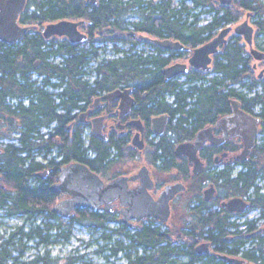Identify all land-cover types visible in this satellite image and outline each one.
I'll return each instance as SVG.
<instances>
[{"label": "flooded vegetation", "instance_id": "1", "mask_svg": "<svg viewBox=\"0 0 264 264\" xmlns=\"http://www.w3.org/2000/svg\"><path fill=\"white\" fill-rule=\"evenodd\" d=\"M6 1L7 0H0V5ZM106 1L108 0H82L77 7L72 6V9H70L67 14L60 15L57 13L56 18L46 22L44 25H41V22L38 20L26 18L27 14L33 10L31 8V0H22L20 2V12L15 24L23 29V34L13 41L0 38V47L2 45L4 49H17L21 47L27 39H35V37H37L40 40H45V43L41 47L46 51H44L43 55L31 60L25 59L24 54L19 53L17 54L19 67L0 68V156L7 151L15 153L21 156L26 162L24 165L25 168L31 167L33 162L40 163V166H36V169L32 168L30 170L27 181L32 185L40 184L41 181H43L44 185L48 187V190L54 194L55 204L74 196L71 192H52L50 189L53 184L65 181L66 179H70L73 181V184L76 185L83 183V186L77 189L79 194L83 196L82 200L88 199V197H84V193L94 190V194L98 199L96 209L91 207L75 208L72 210L71 216L75 215L77 211L86 209L103 212L115 218L114 221H107L106 223L108 225L110 222H117L119 224L118 227H121L122 224L126 226L123 232H120L122 235L129 233L130 231L128 230H131L130 228L134 231L135 228L140 227L141 221L130 218L129 224L124 223L122 221L123 213L121 209L123 205L121 203V197L109 200L111 206L107 208V203L104 200L107 201L108 198H105L102 194L100 195V193L106 192L109 182L116 179L118 176L134 175L139 172L143 165H146L153 179V187L149 189L150 198H158L161 191L169 184L181 182L184 185V189L177 192L173 198L169 200L170 215L167 222L170 221L173 216L175 218L177 217L176 219H180L184 216V212L188 220L192 219L194 214L198 213V252L195 249L197 244L194 246V250L198 254V260L193 264H264V171L259 168L250 170L244 163L249 160L250 154L255 149L256 144L252 148L248 158L245 161H240L237 158V154L244 146L241 134L238 133L227 136L219 143L207 139L197 151L198 156L204 161V165L199 173L193 172V164L189 162V158L186 154H179L177 152L179 143L186 141L194 142L198 131L204 127L210 126L216 137L225 135L224 129L219 126L218 121L232 114L233 109L231 101H229L228 111L222 113L213 122L198 128L191 137L180 139L177 133L169 128L171 119L175 121L178 113L175 116H172L168 110L154 113L151 109L152 101L150 100V91L144 86H137L134 83L125 85L121 83L118 75H115L114 80H112V78H107L105 70L98 73L95 72L96 77L91 80L88 78V73L90 72L85 70L83 77L89 81L85 88L87 92L82 94V99L78 100L76 103L78 106L74 107L75 100L72 98L74 91L73 69L69 68L64 70L63 68L58 69L44 66L49 63L52 65L60 64L65 57L69 56L71 50L85 52L93 60L100 57H104L103 59H118L125 55L123 52L124 49L120 47L118 43H123L128 39L136 41L137 43H131L127 49L132 48V52L144 56H149L157 52L154 51L150 53L144 52V50H137L136 47L141 44L142 40L148 42L150 47L160 46L156 42L157 39L180 41L185 45V48L170 50L162 46L160 47L166 51L164 52L166 56L171 55L172 50L176 51V55H179L178 51H183V53L186 54H182L183 56L179 58H185L187 60L181 62H188L196 46L186 44L183 40L174 35L159 36L144 31V29L141 28L144 26L143 23H141L142 26H137V23L142 22L145 18H149V16L158 17L157 15L162 13L160 9L162 6L165 10L163 14H170V0H152L154 3L160 4V7L155 4V12H152V4L149 5L144 2L145 0H142L143 2L141 4H135L129 7L123 15H117V13L113 11L108 12V8H113V3L111 2L108 4ZM114 1L121 3L122 0ZM123 1V4H126L127 1L132 0ZM185 1L186 0H179L178 5L171 4L172 7L180 12V23L187 18L186 15L188 11L198 10L200 8L199 11L194 13L196 22L193 24H198V17H200L198 12H200L199 14L201 15L210 14V19L204 23L207 24L219 14L218 8L220 6L231 5L229 13L236 16L237 19L221 25L220 29H218L219 27L216 28L213 32V37H215L222 28L227 26L233 27L226 36L227 42L220 45L219 50H221L222 45L228 43L232 36V32H235V27L248 22V24L252 25L254 28L252 45L247 43L249 45L250 56H253L251 47H255V32L256 29L260 28L257 24L264 20V12L259 14V12L252 7L239 11L233 8L237 0H232L230 4H225L220 0H212L209 5L195 7L193 6L192 0L191 5H186ZM186 6L189 8L186 9ZM3 7L4 5L0 6V12L3 10ZM178 12L175 15L176 17L179 16ZM222 12L223 10L220 11V13ZM236 13H238V15H236ZM60 20H69L76 23V29L80 34H84L85 38L74 42L67 34L56 33L50 37H46L44 35L46 25L49 22H58ZM186 24L192 25L190 21ZM263 33L264 32H261L260 34L263 35ZM239 35L244 37L243 34ZM213 37H210L197 46L204 44ZM109 41L111 43H109ZM256 45L257 47L255 48L264 52V43L260 42ZM110 46H113V48L111 49ZM48 49L52 50L49 52L47 51ZM219 50L217 52H219ZM3 53L4 51L0 50V54ZM215 54L216 53L212 55L211 67ZM188 65V71L191 69H198L190 64ZM251 69L254 72L258 69L257 73L261 80L262 93L264 94V58L253 61ZM62 74H66L67 76L63 78ZM180 75L168 80L165 79V81L177 79ZM246 86L247 84L244 85V88H246ZM128 87L135 88L131 93L134 98V103L128 112L121 114L122 99L120 96L111 97V94L119 88L123 89ZM167 96L171 97L169 103L175 106L176 103L173 100L172 94L167 93L166 97ZM41 108H44V110L41 111ZM240 108L248 114L259 118L257 122L258 134L260 131L263 132L264 115L261 106H259L258 111H254L255 107H252L253 110L246 109L241 102ZM22 114H25V116H22ZM26 115L29 120L24 119ZM158 115H166L168 118L164 133L162 134L155 133L152 128V119ZM132 121H140L143 129L140 130L137 125L131 123ZM261 124H263L262 127ZM136 133H139L144 139L143 148L133 143V137ZM77 136L88 140L84 146L85 161L72 160L68 163L60 164V157L57 159L53 156L54 154L60 156L58 142L66 137L75 138ZM123 136L127 137L128 144L126 148L113 151L109 161H124L127 158L138 159L139 156L142 161L134 170H121L113 173L112 176H107L104 174L106 167L101 168L94 160L95 152L89 148V140L94 138L110 141L119 139ZM152 136H155V139H152ZM49 140H54L55 143L51 144ZM233 140H238L240 145H236ZM155 143L159 144L158 148L155 147ZM146 148L150 152L149 154H146ZM156 154L160 157L155 158ZM222 156V161L216 162V158ZM237 160L240 162H237ZM238 166L239 169H237ZM66 168H68L67 171ZM83 169L88 172L89 177L85 176ZM218 170L231 172L232 178L237 177L240 173L246 172L251 176L256 174V177L253 182L243 185L241 190L235 192L236 194H230L231 190L226 192L225 188L219 185L221 182L215 181L217 180ZM1 174L0 172V175ZM198 174H200L199 178ZM81 175H83V177H81ZM140 184V178L129 180L128 189L135 188ZM212 184L216 188L215 195L211 199H206L205 189ZM231 197L242 198L246 203V208L243 211L229 210L223 202L229 200ZM256 211H258L257 217L252 215V213ZM58 213L62 215L60 212ZM240 215L246 216L243 221L237 222L234 220ZM147 219L157 218L154 215H150ZM258 220H262V225H257L259 224V222H257ZM241 226L249 231L244 236L242 232L245 230H241ZM106 230L107 228L104 231L107 232ZM257 233H261V235L257 236ZM118 234L117 232L114 235L117 236ZM121 234L119 238L128 240L127 235L121 237ZM259 237H261V240ZM105 241L107 243H105L102 248L105 250L107 247L112 253V255L107 256H116L118 253H121L126 259L125 264H127V254L132 248L126 247L124 249H119L118 252L115 253L110 244L112 240L110 242L109 240ZM204 242L208 243V249L201 252L199 251V247L201 246L200 244ZM235 259L240 261L237 262Z\"/></svg>", "mask_w": 264, "mask_h": 264}, {"label": "trees", "instance_id": "2", "mask_svg": "<svg viewBox=\"0 0 264 264\" xmlns=\"http://www.w3.org/2000/svg\"><path fill=\"white\" fill-rule=\"evenodd\" d=\"M81 1L34 0L31 3L32 7L30 6L33 10L27 14L26 18L38 20L41 25H44L46 22L56 18L57 13L60 15L67 14L72 9V6L77 7ZM111 2L113 3V8H108V12L113 11L117 15H123L129 7L141 4L143 1L132 0L123 4L124 1L122 0V8L121 3H117L114 0L106 1L108 4ZM144 2L149 5L152 4V12L156 10L155 4L160 7V4L154 3L152 0H145ZM192 2L194 7L206 6L211 4L212 0H192ZM171 4L172 0L169 1L170 14L164 15L163 12L165 10L162 6L160 7L162 13L158 14V17L149 16V18L137 23V26L140 27L142 26L141 23H143L144 26L141 28L144 31L159 36L174 35L186 44L197 46L212 37L211 35L216 28L237 19L236 16L229 13L231 5H223L218 8L219 14L207 24H193L196 22L195 14L189 12L187 18L180 23V12L172 7ZM234 5L233 8L239 11L252 7L259 14L264 12V3L256 0H237ZM188 8L186 6V9ZM221 10H223L222 13H220ZM177 12L179 13L178 17L175 16ZM190 16L194 17L190 21L192 25L186 24L189 22ZM257 25L260 27L258 28V33L264 32V20ZM44 43V39L40 40L35 37V39H27L17 49H4L1 45L0 50L4 51V53L0 54V68L19 67L17 62V54L19 53L24 54L25 59L27 58L28 60L43 55L46 50L41 46ZM124 43L130 46L131 43L136 44L137 42L128 39ZM246 46V42L242 41V36L238 34L233 36L215 54L211 70L191 69L183 75L185 76L183 80L175 78L165 81L163 68L186 53L178 51L179 55H176V51L172 50L171 55L166 56L164 55L166 51L160 46H155L157 53H152L149 56L137 55L136 52L131 51L132 48L124 49L125 55L122 57L118 59H101L93 69L96 73L105 70L106 77L112 78V80H114L115 75H118L121 83L125 85L134 83L137 86L147 88L150 91L151 109L154 113H160L164 110H168L172 116L178 113L175 121L171 119L169 128L177 133L178 138L184 139L191 137L198 128L213 122L222 113L228 111L229 101L232 99L241 101L246 109L261 106L264 115V94L262 92H255L249 95L233 86L234 84H239L244 87L247 84L245 89L250 92L254 86L261 82L259 75L255 76V72L251 69V56ZM51 50L48 49L47 51L50 52ZM92 60L85 52L71 50L69 56L65 57L60 64L52 65L49 63L44 65L58 69L63 68L64 70L73 69L74 91L72 98L75 100L74 107L78 106L76 103L82 99V94L87 92L85 88L89 81L84 79L83 76L85 68L89 66ZM211 72H214V75L209 76L208 74ZM62 76L65 78L67 75L62 74ZM167 93L172 94L176 103L175 106L169 103L168 96L166 97ZM43 110L44 108H41V111ZM22 116H25V114H22ZM24 119L29 120L27 115ZM49 143L54 144L55 141L49 140ZM58 143L60 164H65L72 160L85 161V139L80 138V136L75 138L66 137ZM127 144V137L123 136L110 141L91 138L88 146L94 150V160L98 165L101 168H108L113 163V161H109L113 151L125 149ZM155 145V147H159L158 143H155ZM261 152L264 153V143L256 144L255 146L254 153ZM157 157L160 156L156 154L155 158ZM258 160L244 163L248 166V169L256 170L258 169ZM237 162L240 161L237 160ZM25 164L26 162L21 156L9 151L0 156V172L2 173L0 175V211H3L8 216L22 215L25 221L31 220L35 222L40 220V223L31 226L28 231H25L24 224H22L16 227L8 237L4 238L0 243V264H7L9 259L17 260L18 254L14 255L13 250L18 249V253L23 252V246H25L23 239H36L37 244H47L51 241L49 231L53 230L56 237L53 240L67 239L73 224L76 222L88 223L93 229L101 231L102 238L109 240V242L112 240L110 244L115 253L119 249L131 247L133 250L131 249L127 254V264H193L198 260V254L194 250L195 243L198 240V213L194 214L190 220L185 219L181 225L177 222L167 225L156 219H146L141 223L140 227L125 235L120 233L126 228L125 225L110 227L106 222L114 221V217L91 209L77 211L75 215L69 217V222H66L63 216L54 209L55 196L44 185V182L41 181L40 184L32 185L27 181L30 170L32 168L36 169V166H40V163L33 162L29 168H25ZM260 170L264 171V168ZM200 174H198V178ZM255 177L256 174L251 176L246 172L232 178L231 172L218 170L217 180L215 181H220L219 185L225 188L226 192L231 190L230 194H236L235 192L241 190L243 185L253 182ZM52 220L57 222L55 223ZM106 228H110L111 231L105 232ZM117 232L119 233L117 236L120 234L121 237L127 235L129 241L127 242L122 238L115 239L113 236ZM260 235L261 233H257V236ZM259 238L261 240V237ZM183 257H186V259L184 260ZM72 262L73 258H65L63 260L61 257H50L48 253L41 254L38 252L26 264H71Z\"/></svg>", "mask_w": 264, "mask_h": 264}, {"label": "water", "instance_id": "3", "mask_svg": "<svg viewBox=\"0 0 264 264\" xmlns=\"http://www.w3.org/2000/svg\"><path fill=\"white\" fill-rule=\"evenodd\" d=\"M22 0H7L5 3H1L0 6L4 5L3 10L0 12V38L3 40L13 41L16 38H19L23 33L21 28L15 24L17 16L20 12V2ZM225 4H230L232 0H220ZM232 26L224 27L220 32L213 37L211 40L205 42L200 46L194 48L192 56L189 58L188 62H175L171 65H168L163 68V74L165 79L168 80L173 78L181 73L188 71L189 65L208 71L211 68L212 55L216 53L222 43L227 42V34L232 30ZM253 31L254 28L252 25H249L248 22L241 24L240 26L235 27V32L237 34H243L248 42L252 45L253 42ZM67 34L69 35L72 41L83 40L85 38L84 34H80L76 29V23L69 20H60L58 22H49L45 29L44 35L50 37L53 34ZM157 44L167 49H183L185 45L180 41L172 39H157ZM251 53L256 59L264 58V52L258 48L251 47ZM134 87L128 88H119L111 94L113 96H120L122 99L121 104V114L128 112L131 106L134 103V98L131 93L134 91ZM232 109L233 112L229 117L222 118L218 121L220 127L224 129V134L221 137H216L213 134L212 128L204 127L200 129L197 133L196 140L194 142L186 141L181 142L177 146V152L179 154H186L189 158V162L193 164V172L199 173L204 165V161L198 156L197 151L199 147L207 140L210 139L214 142H221L224 138L234 134H241L243 137L244 146L242 150L237 154V158L241 161H245L252 148L255 146L256 137L258 134L257 122L258 117L248 114L243 109L240 108L241 102L236 99H232ZM166 115H158L152 119V128L155 133L162 134L165 130V125L167 123ZM132 124H135L139 127L140 130L143 129L140 121H132ZM229 126V128H228ZM238 129V131H237ZM133 143L140 148L144 147V139L136 133L133 137ZM223 156L216 158V162H221ZM69 168V167H68ZM66 168V171L68 170ZM84 170L85 176L89 177L88 172ZM83 177V175H81ZM141 179V184L135 188L128 189L129 180ZM73 184V181L66 179L59 183L53 184L50 189L52 192L64 191L71 192L74 194L72 198L66 199L63 202H58L55 204L54 209L60 212L64 217L71 216V212L75 208H85L91 207L96 209L98 199L95 196V191L90 190L89 192L84 193V197L88 199L82 200V197L77 189L83 186V183L78 185ZM153 187V179L151 178L148 168L146 165H143L139 172L127 176L122 175L118 176L116 179L112 180L108 184L106 192L100 193L105 198H108L107 208H110L109 200L116 197H121V203L123 208L121 212L123 213L122 221L126 224H129L130 218H135L137 221L143 220L144 218L154 215L156 218L162 222L167 221L170 215L169 200L173 196L184 189V185L181 182L173 183L167 185L160 193L158 198H150L149 189ZM216 188L212 184L205 189V198L211 199L215 195ZM103 199V198H102ZM97 200V201H96ZM101 200V199H100ZM224 205L231 211H243L246 208V203L240 197H231L229 200L223 202ZM199 251L203 252L208 249V243L204 242L200 244ZM202 247V249H201ZM196 251L198 252V244L196 245ZM239 262L240 260L235 259Z\"/></svg>", "mask_w": 264, "mask_h": 264}, {"label": "rangeland", "instance_id": "4", "mask_svg": "<svg viewBox=\"0 0 264 264\" xmlns=\"http://www.w3.org/2000/svg\"><path fill=\"white\" fill-rule=\"evenodd\" d=\"M34 0H31V2H33ZM256 1H260L261 3H264V0H256ZM172 4L173 5H178L179 4V0H172ZM186 5H191V0H186L185 1ZM200 9V8H199ZM198 10H190L188 11L189 13L193 14L196 13V11ZM187 12L186 17L189 15V13ZM200 12H198V15H200V17H198V24L203 25L206 21H208L210 19V14H199ZM202 17V18H201ZM193 16H190L189 21H191V19H193ZM220 29V27L218 28ZM214 34V33H213ZM211 35L212 37L214 35ZM232 35L235 36L237 34H235V32H232ZM230 37V40L233 38ZM242 41L244 42L245 39L242 37ZM264 43V33L263 35L258 33V29H256L255 32V36H254V46L257 47L256 44L258 43ZM109 43H111L109 41ZM118 45L120 47H122L123 49L127 50L129 44L127 43H118ZM246 48L249 52V45L246 43ZM110 48L112 49L113 46H110ZM137 50H141L144 52H154L156 51L155 47H150L149 43L146 42L145 40H142L141 44H139L138 47H136ZM250 54V53H249ZM104 57H100L97 58L96 60L92 61L89 63V66H87L85 69L87 71H89L90 73H88V78L89 79H94L96 77L95 72H94V67L95 64L103 59ZM256 59L251 56L250 59V66H252L253 61H255ZM175 61H187L185 58H178L175 59ZM258 70V69H257ZM257 70L255 71V76H258ZM94 72V73H93ZM209 76L214 75V72H211L208 74ZM185 78V76L180 75L177 77L178 80H183ZM248 80V79H247ZM246 80V81H247ZM233 86H235L237 89L244 91L246 94H253L255 92H262V85L257 84L256 86H254L253 89H251L252 91L247 92L248 90L245 89L244 87H241L239 84H234ZM168 100H171V97L168 96ZM259 110V106H255L254 111H258ZM263 126V124H261V127ZM152 139H155V136H152ZM235 141L236 145H240V142L238 140H233ZM88 140L85 139V143H87ZM264 143V132L260 131V133L257 136V144H263ZM146 154H149L150 152L147 150L146 148ZM53 156H55L57 159L60 157L59 155L54 154ZM259 159V160H258ZM258 160L259 164L257 165L259 169L264 168V166H262L264 164V153H254L253 152L250 154L249 160L251 162H254ZM142 159L139 156L138 159H130L127 158L124 161H115L113 163H111L109 165L108 168H106L104 174H106L107 176H112L113 173L117 172V171H121V170H134L137 166L140 165ZM237 169H239V166L237 167ZM264 181V180H263ZM253 216L257 217L258 215V211L252 213ZM186 214L184 212V216L181 217L180 219H176L174 216L170 221H166L167 225H172V223L177 222L179 225H181L183 223V221L185 219H187ZM246 216H239L236 217L234 220H236L237 222H241L244 220ZM252 217V216H251ZM64 220L66 222H69V217H63ZM53 222H57L56 220H52ZM257 222H259V224L257 225H262V220H258ZM40 223V220L38 221H25L24 216L16 214V215H12V216H8L5 215L3 211H0V243L4 240V238L8 237L9 234L18 226L24 224L25 227V231H28L30 229L31 226H34L35 224ZM110 227H118L119 224L117 222H110L109 223ZM135 228V227H134ZM131 230H128L130 232H133V229L130 228ZM241 230H245V228L243 226H241L240 228ZM111 231L110 228H108L106 230ZM249 231L245 230L242 232L243 236L248 233ZM49 233L51 234L50 236V242L49 243H45V244H37V240L36 239H32V240H26L23 239V242L25 243L23 246V252L22 253H18V249L13 250V254L17 255L18 254V258L16 261H13V259H9L7 261V264H26V262L30 259L33 258V256L35 254H37L38 252H40L41 254H46L48 253L50 257H61V259H65V258H73V262L71 264H125L126 263V259L124 258V256L121 255V253H118L116 256H107V255H112V253L109 251V249L106 247L105 250L102 248V246L107 243L102 237H101V231L99 230H95L93 229V227L89 226L88 223H81V222H76L73 224L71 231L69 232V236L66 239H59V240H53L56 239V237L54 236L55 231H49ZM120 236V235H119ZM119 236H113L115 239L119 238ZM125 241H128L125 238H122ZM198 239V236H197ZM198 244V240L196 241L195 245ZM17 245V244H15ZM183 259L185 260L186 257H183Z\"/></svg>", "mask_w": 264, "mask_h": 264}, {"label": "bare ground", "instance_id": "5", "mask_svg": "<svg viewBox=\"0 0 264 264\" xmlns=\"http://www.w3.org/2000/svg\"><path fill=\"white\" fill-rule=\"evenodd\" d=\"M245 37V36H244ZM165 49H167V48H165ZM232 101V100H231Z\"/></svg>", "mask_w": 264, "mask_h": 264}]
</instances>
